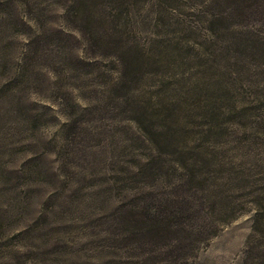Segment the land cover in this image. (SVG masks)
I'll list each match as a JSON object with an SVG mask.
<instances>
[{
    "label": "rangeland",
    "instance_id": "rangeland-1",
    "mask_svg": "<svg viewBox=\"0 0 264 264\" xmlns=\"http://www.w3.org/2000/svg\"><path fill=\"white\" fill-rule=\"evenodd\" d=\"M75 1L0 0V264H150L119 217L184 200L234 209L190 264H244L264 249L261 62L213 63L207 0Z\"/></svg>",
    "mask_w": 264,
    "mask_h": 264
},
{
    "label": "trees",
    "instance_id": "trees-1",
    "mask_svg": "<svg viewBox=\"0 0 264 264\" xmlns=\"http://www.w3.org/2000/svg\"><path fill=\"white\" fill-rule=\"evenodd\" d=\"M96 1L76 0L72 9L74 11L76 5L90 2L95 4ZM207 2L216 6L212 9L213 17L209 20L212 26L206 27V31L220 43L217 45L210 42L208 46V49L215 47V55H210L213 63L222 66L223 61H226L225 66L228 67H249L247 60L257 58V61L261 62V67H264V0H207ZM79 7L81 9V6ZM79 18L80 33L96 34L93 13L87 15L83 13ZM237 28L240 30H236ZM96 29L99 40L110 48V54L117 59L121 67H142L145 56L143 48L124 45L118 37L114 38L118 32L116 29L112 31L114 36L112 33L109 35L112 38L105 37L103 33L99 35V26ZM206 43L204 40L197 44L202 47ZM167 136L170 141L174 138V135ZM196 203L191 204L186 200L181 204L180 201H166L162 205L159 203L154 211L148 212L142 209H128L119 217L122 235H125V240L132 235L128 240H138L141 243L139 247L146 245L156 247L155 251L158 252L150 264H190L195 254L217 234L223 222L234 218V209H230L227 213H220V217L213 219L214 221L209 219L207 222L202 216L203 203ZM260 230L257 227V232ZM146 262L143 261L144 264H148ZM244 264H264V249H261L259 243L248 247Z\"/></svg>",
    "mask_w": 264,
    "mask_h": 264
}]
</instances>
